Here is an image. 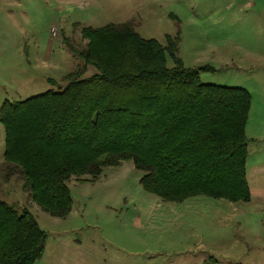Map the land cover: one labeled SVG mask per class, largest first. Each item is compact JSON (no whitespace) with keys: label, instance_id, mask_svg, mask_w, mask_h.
<instances>
[{"label":"rangeland","instance_id":"374dc122","mask_svg":"<svg viewBox=\"0 0 264 264\" xmlns=\"http://www.w3.org/2000/svg\"><path fill=\"white\" fill-rule=\"evenodd\" d=\"M125 22L163 47L166 36L177 37L184 67L211 68L199 71L200 83L250 94L252 186V169L264 164V0H0V107L63 84L78 63L64 39L81 48V28ZM165 62L173 66L167 53ZM93 73L89 67L84 76ZM3 152L0 124V200L27 209L46 234L34 264H264V210L251 204L204 196L165 202L142 189L144 172L127 160L103 167L94 182L70 178L71 211L52 217L16 173L4 181Z\"/></svg>","mask_w":264,"mask_h":264},{"label":"trees","instance_id":"16d2710c","mask_svg":"<svg viewBox=\"0 0 264 264\" xmlns=\"http://www.w3.org/2000/svg\"><path fill=\"white\" fill-rule=\"evenodd\" d=\"M79 34L81 48L64 39L78 63L62 85L2 103L4 181L16 173L29 199L57 218L71 211L70 178L94 182L103 167L127 160L144 172L142 189L165 202L250 201L245 89L200 83L199 71L211 68L184 67L177 37L163 47L131 22ZM45 241L27 209L0 200V264H34Z\"/></svg>","mask_w":264,"mask_h":264},{"label":"crops","instance_id":"0c3cea01","mask_svg":"<svg viewBox=\"0 0 264 264\" xmlns=\"http://www.w3.org/2000/svg\"><path fill=\"white\" fill-rule=\"evenodd\" d=\"M248 119H247V122H248ZM245 129H246V126H245ZM245 135H246V131H245ZM248 140H249V144L252 143V146L254 148V144L256 143V141L252 138L248 139ZM247 157H248V155H247ZM252 172H253L252 175H254L253 177L254 178L256 177L258 180L254 184H252V186H249V184H248L251 198H250V201L248 203H245V204H247V205L251 204L254 207V209H256L258 211L264 210V182H263V180H264V164L259 165L257 167H254L252 169ZM263 226H264V224H263ZM262 230L264 231V228Z\"/></svg>","mask_w":264,"mask_h":264},{"label":"built area","instance_id":"2783aa9c","mask_svg":"<svg viewBox=\"0 0 264 264\" xmlns=\"http://www.w3.org/2000/svg\"><path fill=\"white\" fill-rule=\"evenodd\" d=\"M52 30V29H51Z\"/></svg>","mask_w":264,"mask_h":264}]
</instances>
